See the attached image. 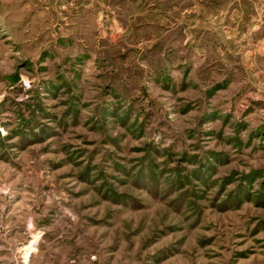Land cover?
Masks as SVG:
<instances>
[{
	"label": "rangeland",
	"instance_id": "rangeland-1",
	"mask_svg": "<svg viewBox=\"0 0 264 264\" xmlns=\"http://www.w3.org/2000/svg\"><path fill=\"white\" fill-rule=\"evenodd\" d=\"M0 264H264V0H0Z\"/></svg>",
	"mask_w": 264,
	"mask_h": 264
},
{
	"label": "crops",
	"instance_id": "crops-1",
	"mask_svg": "<svg viewBox=\"0 0 264 264\" xmlns=\"http://www.w3.org/2000/svg\"><path fill=\"white\" fill-rule=\"evenodd\" d=\"M258 28H259V26H258ZM254 29H257L256 27H254Z\"/></svg>",
	"mask_w": 264,
	"mask_h": 264
}]
</instances>
